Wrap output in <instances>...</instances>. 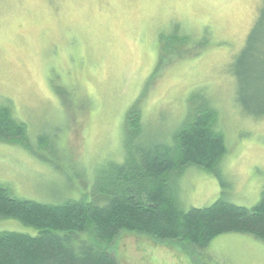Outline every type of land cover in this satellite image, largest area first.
<instances>
[{
    "label": "rangeland",
    "instance_id": "obj_1",
    "mask_svg": "<svg viewBox=\"0 0 264 264\" xmlns=\"http://www.w3.org/2000/svg\"><path fill=\"white\" fill-rule=\"evenodd\" d=\"M263 6L264 0H0V107L25 124L32 149L0 139V185L19 201H91L102 187L111 189L110 167L127 154L173 146L188 108L196 114L191 95L202 92L225 153L212 171L189 165L169 177L177 205L184 212L219 200L258 205L264 118L237 103L231 69ZM133 110L142 126L128 149L125 123ZM4 231L38 235L14 219H0ZM109 252L119 264H264V242L236 233L200 248L122 232Z\"/></svg>",
    "mask_w": 264,
    "mask_h": 264
},
{
    "label": "trees",
    "instance_id": "obj_2",
    "mask_svg": "<svg viewBox=\"0 0 264 264\" xmlns=\"http://www.w3.org/2000/svg\"><path fill=\"white\" fill-rule=\"evenodd\" d=\"M231 70L238 85L237 103L250 117L263 119L264 6ZM202 94L191 95L198 99L196 114L188 108V121L175 134L173 146L151 144L140 147L136 155L127 154L122 165L110 167L111 189L102 187L101 196L91 201L69 200L59 205L19 201L0 185V219H14L38 231L36 236L0 232V264H119L109 248L122 232L187 241L200 248L229 233L264 242V193L251 209L219 200L187 212L180 210L173 196L172 174L189 165L212 171L225 153L223 136L212 131L216 112ZM137 115L139 111L133 110L126 117L130 120L125 121V128H131L130 132L125 129L128 149L131 135L137 137L141 130L142 118ZM25 130L9 107H0V139L31 152ZM38 140L43 142L41 137Z\"/></svg>",
    "mask_w": 264,
    "mask_h": 264
}]
</instances>
